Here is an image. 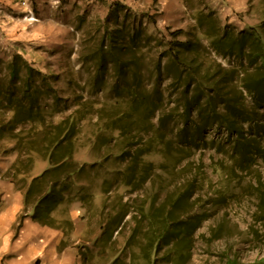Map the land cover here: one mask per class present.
<instances>
[{"label": "trees", "instance_id": "obj_1", "mask_svg": "<svg viewBox=\"0 0 264 264\" xmlns=\"http://www.w3.org/2000/svg\"><path fill=\"white\" fill-rule=\"evenodd\" d=\"M206 11L196 19L208 46L193 36L187 41H178L175 37L182 30L171 31L169 34L174 39L151 63L146 59L155 47L144 39L149 34L143 20H149L155 30L157 23L149 13L132 17L127 5L115 1L110 5V15L96 19L98 28L88 32L85 56L80 60L93 64L89 68L91 82L102 79L99 83L105 85V73L112 69L124 83L115 88L116 102L100 111L101 120L106 121L104 129L118 131L120 144L126 142L123 137L128 135L125 155L130 156L131 162L122 168V183L128 188L148 181L136 173L154 169V164L144 160L154 149L164 160L158 169L170 173L180 170V164L187 157L195 156L199 148L211 149L220 139L223 141L217 147L222 151L224 144L231 147L232 163L264 161V20L258 27L236 31L229 25L218 24L216 11ZM92 33L94 38H90ZM214 56L229 60L228 67H223ZM169 77L175 81L177 95L172 109L167 111L163 104L164 83ZM145 80L154 83L153 97L142 89H148ZM58 96L48 76L33 68L21 55L16 54L10 61L0 60V118H9L7 123L0 122V143L13 141L11 150L17 152L10 176L25 191V204L33 208V218L41 225L59 229L61 222L53 213L64 202L75 176L85 165L73 157L79 110L54 122L40 106L41 97H52L56 102L61 101ZM150 118L157 119L154 122ZM177 121L182 127L176 134L180 141L172 149L174 139L168 136L166 128L170 122ZM139 122L150 126L147 143L142 146L132 142V137L141 134V127L132 128ZM213 130L216 137L208 140ZM123 155L121 146L115 158L121 159ZM36 158L47 161L48 167L41 174L29 177ZM232 163L224 166L225 169L234 171ZM20 175L27 178H19ZM201 181L193 180L162 208L156 207L155 198L146 211L145 205L142 206L149 232L133 260L156 264L163 246H168L163 253L167 264H183L189 260L193 238L211 215L209 210L195 212L194 208L185 214H174L190 204L194 192L202 186ZM217 201L219 198L215 205ZM225 264H264V260L243 263L229 256Z\"/></svg>", "mask_w": 264, "mask_h": 264}, {"label": "rangeland", "instance_id": "obj_2", "mask_svg": "<svg viewBox=\"0 0 264 264\" xmlns=\"http://www.w3.org/2000/svg\"><path fill=\"white\" fill-rule=\"evenodd\" d=\"M51 1L49 5L50 8L51 5L55 6L52 9H55L57 22L39 30L40 35L49 37V43L42 45L35 42L37 32L27 20L20 21L23 19L22 14L15 27H0V60L10 61L19 54L33 68L48 76L52 87L58 90L61 101L41 97L39 103L54 122H59L76 110L80 112L73 157L79 164L85 165V169L75 176L73 187L53 213L61 222L62 246L74 250L75 255L71 257L76 260V264H113L116 259L119 260L116 264H141L133 260V256L137 258L138 248L146 241L149 232L148 221L141 213L142 206L145 205L146 211L155 198L156 207L162 208L197 178L202 179V186L196 189L190 204H185L174 216L191 212L194 208L195 212L197 209L209 210L211 217L196 232L192 256L183 264H225L229 256L243 263L264 260V161L232 163L231 147L224 144V151L218 149L217 146L223 141L220 139L211 149L199 148L195 156L187 157L180 164V170L170 173L158 169L164 160L154 149L144 157L145 162L154 164V169L136 173L142 180L148 178V181H142L134 188L124 186L122 168L131 162L130 156L125 155L128 135L123 137L126 142L120 144L118 131L104 129L106 121L101 120L100 111L116 102L115 88L122 87L124 83L112 69L105 73V85L99 83L102 79L92 83V71L89 68L93 64L80 60V57L85 56L88 32L98 28L96 19L110 15V6L81 0L73 11L65 10L66 15L61 16V0L58 4ZM125 5L132 10V17L149 13L156 20V30L149 20H143V26L149 34L144 39L155 47L148 53L147 63L166 50L168 42L174 39L169 34L171 31L182 30L175 37L178 41L184 42L193 36L208 46L196 19L199 13H206L207 9L216 11L218 24L229 25L236 31L258 27L264 20V0H259L253 6L252 16L247 17L246 21L235 16V22L230 21L225 13L219 12L211 0H183L180 7L169 2L155 3L154 0L152 3L137 0L136 3ZM20 22H24L27 27H22ZM14 32L18 35L24 33V36L6 40ZM90 38H94V33ZM213 59L223 67L229 65V60L215 56ZM146 62L144 64L149 65ZM144 82L148 89H142L153 97V81ZM164 84L163 104L167 107L165 110L170 111L177 95L175 81L169 77ZM150 119L155 122L157 118ZM2 120L7 123L9 118H0V122ZM139 125L132 126L133 129L136 126L142 128L139 137H132L136 146L147 143V130H150L147 123L139 122ZM180 128L178 121L167 125L168 136L174 139L172 149L180 141L176 135ZM215 131L209 132L208 140L216 137ZM121 146L124 155L117 159L115 156ZM13 147V141L0 143V154L12 155L15 162L17 152L11 150ZM230 163L234 171L225 169L224 166ZM185 164L187 166L181 169ZM47 167V161L36 158L29 177L41 174ZM19 178H27V175H20ZM129 240L132 241L130 244ZM166 249L168 246L161 247L156 264H167L163 255Z\"/></svg>", "mask_w": 264, "mask_h": 264}, {"label": "crops", "instance_id": "obj_3", "mask_svg": "<svg viewBox=\"0 0 264 264\" xmlns=\"http://www.w3.org/2000/svg\"><path fill=\"white\" fill-rule=\"evenodd\" d=\"M34 8L37 22L28 21L36 33V43L47 45L49 37L40 35L39 30L57 22L54 16L55 6L49 5L51 0H28ZM89 3H105L110 6L115 1L125 4L136 3L137 0H86ZM152 3L153 0H145ZM61 16L66 11H73L81 0H61ZM169 2L180 7L183 0H158V3ZM259 0H211V4L219 12L229 16L230 21H241L252 16V8ZM64 11V12H63ZM23 14L18 0H0V27L13 28ZM26 21V20H20ZM26 28L24 22H20ZM19 24V25H20ZM20 31V30H19ZM17 31V32H19ZM17 35V36H16ZM24 33H12L6 40L18 39ZM27 38H25L26 40ZM37 52V51H36ZM12 155L0 154V264H76L71 256L75 255L70 247L62 246L61 229L41 225L33 218V208L25 204V191L12 180L10 173L13 167ZM36 176V175H35Z\"/></svg>", "mask_w": 264, "mask_h": 264}, {"label": "built area", "instance_id": "obj_4", "mask_svg": "<svg viewBox=\"0 0 264 264\" xmlns=\"http://www.w3.org/2000/svg\"><path fill=\"white\" fill-rule=\"evenodd\" d=\"M20 6L23 8V20L37 21L38 17L35 15L34 9L28 0H18ZM56 4L60 3V0H54Z\"/></svg>", "mask_w": 264, "mask_h": 264}, {"label": "clouds", "instance_id": "obj_5", "mask_svg": "<svg viewBox=\"0 0 264 264\" xmlns=\"http://www.w3.org/2000/svg\"><path fill=\"white\" fill-rule=\"evenodd\" d=\"M33 9H34V8H33ZM23 13H24V12H23ZM38 20H39V19H38ZM38 20H37V21H38ZM37 21H34V22H37ZM32 22H33V21H32Z\"/></svg>", "mask_w": 264, "mask_h": 264}]
</instances>
